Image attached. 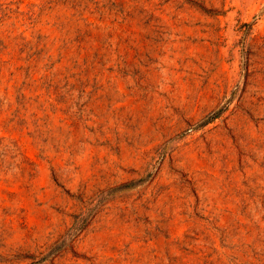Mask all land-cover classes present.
Returning a JSON list of instances; mask_svg holds the SVG:
<instances>
[{"label": "rangeland", "instance_id": "obj_1", "mask_svg": "<svg viewBox=\"0 0 264 264\" xmlns=\"http://www.w3.org/2000/svg\"><path fill=\"white\" fill-rule=\"evenodd\" d=\"M0 264H264V0H0Z\"/></svg>", "mask_w": 264, "mask_h": 264}]
</instances>
